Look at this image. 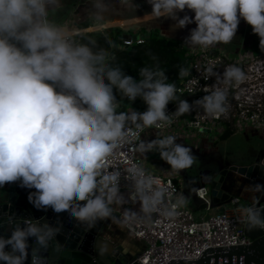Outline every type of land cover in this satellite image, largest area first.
<instances>
[{
    "label": "clouds",
    "instance_id": "obj_1",
    "mask_svg": "<svg viewBox=\"0 0 264 264\" xmlns=\"http://www.w3.org/2000/svg\"><path fill=\"white\" fill-rule=\"evenodd\" d=\"M146 2L152 18H169L179 28L195 23L183 42L192 53L229 44L241 19L258 35L264 52V0ZM89 4V23L80 27L71 19H58L64 0H0V187L19 182L20 187L34 189L28 201L37 209L66 213L89 227L111 220L134 236L137 225L174 221L188 195L170 190L142 164L118 157L158 153L169 166V176L191 168L192 149L163 130L193 106L213 118L226 114L228 86L242 84L247 74L231 64L218 75L209 64L205 79L216 76L218 83L189 103L177 96L176 84L168 82L158 65L140 67L137 79L114 63L110 50L116 44L106 35L108 14L134 13L140 7L136 0H89ZM185 10L194 16L180 17ZM93 32L103 35L104 46L90 35ZM252 54L246 52L248 57ZM188 75V68H179L180 78ZM125 98L129 102L140 98L146 110H121ZM170 102L176 105L172 112ZM256 119L252 117L253 122ZM148 130H155V138L142 139ZM122 180L127 182V197L121 192ZM243 190L253 204L240 208L238 219L248 230H264V212L255 206L257 194H264V183L248 184ZM129 200L138 202L139 208L122 207ZM23 223L9 237L0 236V262L25 264L31 237L39 246L32 249L31 264H45L39 249L48 248L59 229L31 220ZM106 248L101 244L102 254Z\"/></svg>",
    "mask_w": 264,
    "mask_h": 264
},
{
    "label": "built area",
    "instance_id": "obj_2",
    "mask_svg": "<svg viewBox=\"0 0 264 264\" xmlns=\"http://www.w3.org/2000/svg\"><path fill=\"white\" fill-rule=\"evenodd\" d=\"M142 42L144 39L138 36L137 39L133 37L125 39L124 44L132 45ZM185 48L189 60L187 67L189 75L183 77L176 86L177 96L180 99H186L192 103L206 94L205 88L211 91L212 86L218 83L216 76L205 79V69L209 64L213 66L214 72L218 75L222 74L226 66L238 64L246 72L247 78L240 85L228 86L229 108L226 114L213 118L207 116L198 106H193L191 112L173 117L172 124L165 128L163 133L194 138L195 135L208 131L216 133L219 137L228 125L236 133L244 132L248 128L264 132V127L255 126V123L264 124V52L254 53L248 49L231 52L213 47L204 52L192 53L186 46ZM246 52L253 54L248 57ZM192 80L195 83L190 84L189 81ZM236 96H239V99H236ZM175 107V102H170L168 111H174ZM253 116L257 118L255 122L252 121ZM151 131L155 132V130ZM145 135L142 134V139ZM120 159L130 160L147 168L138 154L124 153L118 157V160ZM151 172L160 176L162 183H166L170 190L182 191V184L176 175L169 176L167 172ZM121 191L128 196L129 189L126 181H121ZM197 195L207 204V212L201 217L197 218L194 209L186 206L174 221H161L150 226L137 225L135 227L134 237L144 243V248L136 258L138 264H168L176 259H196L209 248L244 246L251 243L252 240L245 234L244 224L240 222L238 215L239 209L251 206L252 200L243 204L242 195L234 194L230 203L219 207L216 212H209L211 208L208 187L199 188ZM260 207H264V202ZM124 230L129 232L127 229Z\"/></svg>",
    "mask_w": 264,
    "mask_h": 264
},
{
    "label": "water",
    "instance_id": "obj_3",
    "mask_svg": "<svg viewBox=\"0 0 264 264\" xmlns=\"http://www.w3.org/2000/svg\"><path fill=\"white\" fill-rule=\"evenodd\" d=\"M139 35H125L126 39H137ZM233 172L253 183H264V156L258 162L247 165H230L213 173L206 168L199 173L192 187V198L196 209H206L207 204L198 197L197 190L208 187L210 208L216 209L231 202L233 183H227V175ZM34 189L19 186V182L11 183L7 189L0 190V236L11 235L13 228L24 221L31 220L40 224H49L58 228L56 236L49 242L48 248H40L39 255L45 259V264H138L137 255L123 252L121 247L103 238L108 220L97 221L89 227L70 218L66 213H55L51 208L37 209L28 201V194ZM264 202V194L259 195L255 206ZM253 204V203H252ZM251 204V206H252ZM244 231L252 240L249 245H230L205 250L196 259H176L168 264H264V231L262 229ZM28 258L25 264H31L32 249L39 247L34 238L28 240ZM101 244L107 245L101 253ZM6 250H10L6 247ZM4 264V262H0Z\"/></svg>",
    "mask_w": 264,
    "mask_h": 264
},
{
    "label": "crops",
    "instance_id": "obj_4",
    "mask_svg": "<svg viewBox=\"0 0 264 264\" xmlns=\"http://www.w3.org/2000/svg\"><path fill=\"white\" fill-rule=\"evenodd\" d=\"M136 2L140 5V7L134 13H130L124 10H120L118 12H110L107 17L109 21L106 24V29H111L115 27L124 28L125 30L130 31L131 35L133 36L139 35L143 37V35L141 34L142 29L147 28L151 32L157 33L161 37H165L171 40H177L183 44L185 37L189 35L190 29L196 27L195 23H191L185 26L184 28H179L176 27L175 21L169 18H152L151 16H149V14L151 13V6L146 2V0H136ZM64 5L65 7L56 14L58 19H71L73 21L78 22V26L80 27H83L87 23H89L87 21V13L90 8L89 0H64ZM112 7L116 9L119 8V5L114 4ZM185 14L189 16H194V13H192L190 10L180 12L178 15L180 17H183ZM230 43L233 45L231 49L226 48V46L223 44L215 47L226 49L231 52H238L239 50L244 49L252 50L254 53L261 52L259 48L258 35L252 32V27L247 24L243 19L240 20L236 35ZM134 110L142 112L137 109ZM235 133L236 132H234V134ZM242 133L249 138L258 137L263 141L262 144L260 142L258 150L254 151V155H252L250 158H245L244 162L237 163V165H247L250 163L258 162L264 156V132H259L254 128H248ZM153 134L154 133H152L151 130L148 131L144 139H153ZM158 157V153L150 152L147 153L146 158L142 159L144 160L145 166L149 170L160 173L167 172L169 166L166 163L158 161ZM213 173L216 172L213 171ZM176 176L180 180V182L183 181L185 183V188L187 190L186 195H188V203L186 206L195 210L196 206L191 201L192 187L198 179L199 174H190L188 172H185L182 178H179L178 175ZM226 181L227 183H233L231 190L233 194L242 195L243 204H246L251 201L249 194L246 193L243 189L245 185L252 184L253 182H250L249 180L235 173L233 174L232 178H227ZM11 183H6L3 187H0V190L7 189ZM123 193L127 197V194L125 192ZM259 195L261 194H257V198L259 197ZM122 207H128L132 208L133 210H136L139 208V203L137 202L136 204H133L129 201L128 204ZM218 210V208L211 209V211L209 212H216ZM205 212L207 211L205 210L200 212L199 217H201ZM103 238L113 242L115 246L121 247L123 252H128L133 255H138L144 248V243L141 240L137 239L133 235H130V233L126 230H122L117 225L113 224L111 220H108L107 222V225L104 229Z\"/></svg>",
    "mask_w": 264,
    "mask_h": 264
},
{
    "label": "trees",
    "instance_id": "obj_5",
    "mask_svg": "<svg viewBox=\"0 0 264 264\" xmlns=\"http://www.w3.org/2000/svg\"><path fill=\"white\" fill-rule=\"evenodd\" d=\"M127 34L131 35V32L124 28L106 29L107 37L116 44V47L110 50L115 56L114 63L120 65L126 74L137 79H139L138 69L140 67L158 65L165 70L169 79L168 82H174L176 86L180 83L182 78L178 76L179 68H187L189 65L186 48L180 41L167 39L154 33L141 36L144 39L142 43L125 45V35ZM90 35L94 36L101 46H104L102 34L93 32ZM117 98L119 99V95H117ZM128 107L145 111L147 106L140 98H137L134 102H129L125 98L121 102V110H126ZM233 134L234 130L228 125L219 136V139L226 140Z\"/></svg>",
    "mask_w": 264,
    "mask_h": 264
},
{
    "label": "rangeland",
    "instance_id": "obj_6",
    "mask_svg": "<svg viewBox=\"0 0 264 264\" xmlns=\"http://www.w3.org/2000/svg\"><path fill=\"white\" fill-rule=\"evenodd\" d=\"M141 34L147 36L154 34L149 29H142ZM226 48L231 49L232 44L229 43L225 45ZM152 136L155 138V132ZM170 134V133H169ZM177 135V134H175ZM178 136V142L184 143L192 149V152L195 156L194 164L191 168L183 170L178 177L182 178L185 172L190 174H199L206 168L212 169L214 172H218L226 166L244 162L245 158H250L254 155V151L258 150L259 144L262 141L258 137H247L242 132H237L231 135L226 140H220L216 133H207L195 135L194 138L190 137H180ZM216 136V137H215ZM159 158V157H158ZM158 161H162L160 158ZM233 172H229L227 178H232ZM182 182V191L187 193L185 188V183ZM193 203V198L191 197ZM206 209H196L194 210L197 218L200 216V212L205 211Z\"/></svg>",
    "mask_w": 264,
    "mask_h": 264
}]
</instances>
